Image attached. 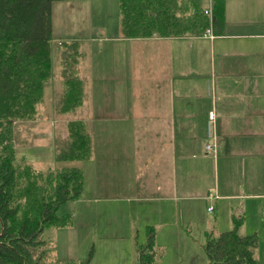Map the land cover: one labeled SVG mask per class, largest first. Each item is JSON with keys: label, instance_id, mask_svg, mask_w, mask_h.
Wrapping results in <instances>:
<instances>
[{"label": "crops", "instance_id": "0c3cea01", "mask_svg": "<svg viewBox=\"0 0 264 264\" xmlns=\"http://www.w3.org/2000/svg\"><path fill=\"white\" fill-rule=\"evenodd\" d=\"M89 1H76L85 17L105 13V0H94V9ZM68 2L75 0L52 4V34L71 43L82 101L59 112L63 78L57 91L51 79L45 84L31 134L42 137L43 125L51 131L48 144L37 146L36 163L55 159L66 124L81 122L91 138L90 157L80 166L82 198L157 204L151 211L163 222L145 219L139 229L145 242L146 227L154 228L156 246L165 249L158 264H208L205 233L231 229L233 217L241 220L240 235H258L254 256L264 264V0H224V25L212 37L132 39L61 32L55 20ZM212 142L214 152L206 153ZM144 190L151 196L136 194Z\"/></svg>", "mask_w": 264, "mask_h": 264}, {"label": "trees", "instance_id": "16d2710c", "mask_svg": "<svg viewBox=\"0 0 264 264\" xmlns=\"http://www.w3.org/2000/svg\"><path fill=\"white\" fill-rule=\"evenodd\" d=\"M70 0H0V264H90V258L59 262L43 239L48 228L72 226L71 214H58L60 206L78 200L83 189L80 166L45 170L16 157L15 127L36 119L45 84L52 74L53 46L70 51L71 43L53 41L52 4ZM73 1V0H72ZM211 16L202 0H117L122 38L200 35L224 25V0H210ZM56 44H55V43ZM54 44V45H53ZM64 54L63 92L59 112L82 101V83ZM63 149L57 163L90 157L91 138L78 121L66 124ZM59 147L56 144L57 148ZM241 220L233 217L231 229L204 235L208 264H257L256 233L240 235ZM146 240L135 248L136 264H158L162 249L155 244V230L146 227Z\"/></svg>", "mask_w": 264, "mask_h": 264}, {"label": "rangeland", "instance_id": "374dc122", "mask_svg": "<svg viewBox=\"0 0 264 264\" xmlns=\"http://www.w3.org/2000/svg\"><path fill=\"white\" fill-rule=\"evenodd\" d=\"M76 1L81 0H75V2H71L73 3L71 5L69 2L67 4L61 3L60 7H62L64 11L55 20L57 27H62L61 32L87 33L89 36L98 38L105 34L120 33L117 0H115V3L114 1L112 3V0H105L102 4L106 8L104 11L105 13H96L89 17H85L82 4ZM93 1L94 0H92V2L89 1V3L91 2L90 9L96 8V3ZM204 1L206 0H202V8L205 9L207 6ZM77 7L79 8L77 9ZM65 27L68 28V30H66ZM77 38L81 41L85 37L81 36ZM56 39H59V37H56ZM56 39L53 38V41H56ZM60 39L62 42L69 43L66 38ZM82 46H84V48L87 47L84 44H82ZM94 46L96 45L94 44ZM67 49L68 47L64 48V46L58 44L53 46V67L50 79L56 91L58 87L61 88L60 78L63 68L59 62L63 63V55L67 53L70 54L68 56L70 67H72V62L76 59L73 52ZM59 100L61 101V96ZM32 125V121H28L23 122L22 125L18 123L15 127L14 145L16 148V157L18 159H24L23 154H27L25 156L29 159H26V161L33 162L34 164H31L41 170L56 166H81L82 161L76 160L57 163L55 159H51L49 164L36 163V160H39L37 146H46L48 144L49 140L47 138L49 134L47 133H50L51 128L47 125H43L40 130L42 132V137H38L36 134H31ZM24 129L27 133H24ZM35 132L37 133V131ZM27 136H29L28 144L31 146L29 148H26V145H24V142L27 144ZM43 136H45V138H43ZM40 141H43V144ZM64 144L65 141H59L57 143L59 147L55 148V155L58 154V148V152L63 149ZM50 152L51 150L47 149L45 155H49ZM150 193L152 192L144 190L138 191L136 194L141 197L151 196ZM82 197L83 196L78 199L79 202L77 203L66 202L62 204L58 210L59 215L66 213L71 214L73 219L72 227L64 229L48 228L44 231L43 239L50 244L53 251L49 259L51 260L53 257L59 262H65L69 259L81 262L90 258V264H124L122 261H125L126 256L130 254V260H132L131 264H136L134 258L136 245L144 242L142 231L139 229L142 228L140 227V222L150 218L159 222H163L164 220V217H157L151 211L157 207V204L152 203L148 198L140 201L137 197H131L129 199V196L105 198L98 194H91L87 197ZM140 210L143 211L140 213ZM161 219L162 221H160ZM193 226L197 225L194 224ZM136 228L139 229V235H137V231H135ZM163 240H165L164 236L162 240L159 239L158 241L163 242ZM127 242L129 243V248ZM164 252L165 249L162 247V253ZM165 254L168 255L170 253Z\"/></svg>", "mask_w": 264, "mask_h": 264}, {"label": "built area", "instance_id": "2783aa9c", "mask_svg": "<svg viewBox=\"0 0 264 264\" xmlns=\"http://www.w3.org/2000/svg\"><path fill=\"white\" fill-rule=\"evenodd\" d=\"M209 2H210V0H209ZM204 13H205L206 15H208V17L211 16L210 4L207 6V8H205ZM203 34L212 37L211 27L207 28V29L204 31ZM213 118H214V114H213L212 112H210V113L208 114V121H212ZM204 150H205L206 153H212V152H214V150H215V145H214V143H213V142H212V143H206V144L204 145ZM211 209H212V207H208V208H207L208 211H210ZM263 216H264V208H263Z\"/></svg>", "mask_w": 264, "mask_h": 264}]
</instances>
